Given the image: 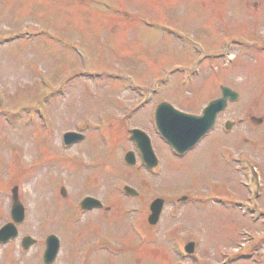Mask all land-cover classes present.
Wrapping results in <instances>:
<instances>
[{
  "label": "rangeland",
  "instance_id": "374dc122",
  "mask_svg": "<svg viewBox=\"0 0 264 264\" xmlns=\"http://www.w3.org/2000/svg\"><path fill=\"white\" fill-rule=\"evenodd\" d=\"M128 2L131 14H142L145 21L131 16L133 27L124 33L119 18L110 22L113 9L106 5L0 0V93L5 98V109L0 107V224L10 221L8 194L14 185L27 216L18 224L19 239L0 244V264H43L45 238L51 233L61 241L52 264H93V258L100 264H173L177 257L172 239L180 244L194 241L198 264H217L226 255L235 257L228 264H264V243L250 257L257 261L246 260L236 251L238 242L249 239L242 236L243 230L251 232L249 236L264 233V217L251 222L249 214L243 217L235 206L222 203L221 196L245 199L240 181L245 178L236 175L217 148L230 146L229 160L251 156L264 172V151L257 148L264 144V0ZM120 19L124 22V17ZM137 22L149 24L134 26ZM155 23L185 38L193 36L201 43L195 54L179 37L155 29ZM24 29L33 32L28 34L34 43L24 41L23 35L9 38ZM44 31L61 45L51 46L54 40ZM45 41L51 43L42 44ZM227 45L230 59L224 56ZM77 47L83 57L74 51ZM195 56L203 57L197 72L180 69L169 80L161 75L163 69L190 66ZM223 60L228 61L226 68ZM184 74L192 76L185 80ZM128 79L135 83L126 84ZM62 81L67 86L57 91ZM156 83L152 105L134 107L129 117L123 115L129 103L152 92ZM222 84L240 89L241 96L219 115L211 133L216 138L204 139L182 160L169 156L155 140L161 170L154 176L139 165L124 163V153L132 149L126 126H149L155 101L171 98L180 108L198 111L207 96L220 92ZM47 90L52 95L44 96ZM41 96L40 108L49 126L32 117ZM199 96L201 100H196ZM251 116L262 117V123L252 122ZM227 119L241 124L225 132ZM67 129L83 132L84 141L64 146L61 133ZM126 184L138 195H126ZM263 188L257 198L262 210ZM184 190L194 195L191 201V195L186 196L187 204L176 201ZM86 193L100 199L102 209L83 211L77 200ZM157 196L165 200L162 217L148 231L152 240L143 242L141 231L147 228L140 222L148 214L144 203ZM26 235L36 240L28 250L19 244ZM105 239L107 247L100 245ZM109 247L115 254L107 251ZM179 258L182 264H194L192 258Z\"/></svg>",
  "mask_w": 264,
  "mask_h": 264
},
{
  "label": "water",
  "instance_id": "95a60500",
  "mask_svg": "<svg viewBox=\"0 0 264 264\" xmlns=\"http://www.w3.org/2000/svg\"><path fill=\"white\" fill-rule=\"evenodd\" d=\"M222 93L223 96L221 98L212 101L204 109L203 116L199 117L197 119L198 121L193 117H177L175 115L164 113L162 110L166 109L165 106L158 108L156 115L163 133L180 151H184V149L194 144L211 127L216 114L226 106L227 98H230L231 100L237 98V94L227 88H223ZM161 112L162 116H160ZM71 136L76 140L81 139L80 136L74 134ZM127 190L129 193H133L130 189ZM18 206L20 205L18 204ZM21 219L22 213H20V217H17L16 220L20 221ZM25 242L26 244L24 245L27 246L32 240L26 239ZM48 244L49 257L52 259L57 250V241L54 237H50L48 239Z\"/></svg>",
  "mask_w": 264,
  "mask_h": 264
}]
</instances>
